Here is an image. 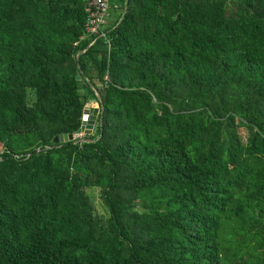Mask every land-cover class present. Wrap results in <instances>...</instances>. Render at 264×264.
Here are the masks:
<instances>
[{"label": "trees", "instance_id": "obj_1", "mask_svg": "<svg viewBox=\"0 0 264 264\" xmlns=\"http://www.w3.org/2000/svg\"><path fill=\"white\" fill-rule=\"evenodd\" d=\"M87 1L0 0V264H264V0Z\"/></svg>", "mask_w": 264, "mask_h": 264}, {"label": "built area", "instance_id": "obj_2", "mask_svg": "<svg viewBox=\"0 0 264 264\" xmlns=\"http://www.w3.org/2000/svg\"><path fill=\"white\" fill-rule=\"evenodd\" d=\"M112 0H88L86 3V22H85V35L80 36L79 40L85 38L105 36V28L108 25V18L110 17ZM95 40L92 42V45ZM77 41L74 42V45ZM79 137H83V131L80 132Z\"/></svg>", "mask_w": 264, "mask_h": 264}, {"label": "water", "instance_id": "obj_3", "mask_svg": "<svg viewBox=\"0 0 264 264\" xmlns=\"http://www.w3.org/2000/svg\"><path fill=\"white\" fill-rule=\"evenodd\" d=\"M128 4V3H127ZM126 4V7H127ZM97 95V100L90 101V107L92 108L91 115L89 114V103L86 105L84 109V116H83V133L84 135H91L94 125H95V119L97 118L98 114L100 115L102 111L99 112L101 107H99L100 103V97ZM74 139V135H67V134H61L53 139V143L55 145H61L63 143L72 141ZM38 152V149L34 150V153Z\"/></svg>", "mask_w": 264, "mask_h": 264}, {"label": "rangeland", "instance_id": "obj_4", "mask_svg": "<svg viewBox=\"0 0 264 264\" xmlns=\"http://www.w3.org/2000/svg\"><path fill=\"white\" fill-rule=\"evenodd\" d=\"M110 18H111V11H110V17L108 18V22H110ZM109 25V24H108ZM88 105V104H87ZM90 107V102H89V105ZM91 107L89 108V114L91 115ZM241 137L243 138L244 141H246V138L248 136V132L245 128H239L238 129ZM74 138H78V135H74ZM89 194V197L93 203V205L95 206L96 210L103 216V217H106V211L104 209V206H103V203L101 202L100 200V195H99V190H96V189H91L89 190L88 192Z\"/></svg>", "mask_w": 264, "mask_h": 264}]
</instances>
